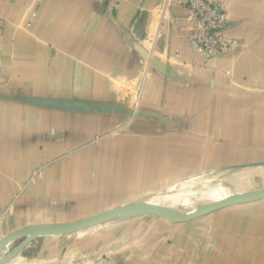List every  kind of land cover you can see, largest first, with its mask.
<instances>
[{"label":"crops","instance_id":"obj_1","mask_svg":"<svg viewBox=\"0 0 264 264\" xmlns=\"http://www.w3.org/2000/svg\"><path fill=\"white\" fill-rule=\"evenodd\" d=\"M221 1L239 43L206 65L181 6L1 0L0 240L142 199V185L175 198L203 172L190 169L264 167V0ZM145 228L103 264H264V199ZM83 232L29 264H87Z\"/></svg>","mask_w":264,"mask_h":264},{"label":"rangeland","instance_id":"obj_2","mask_svg":"<svg viewBox=\"0 0 264 264\" xmlns=\"http://www.w3.org/2000/svg\"><path fill=\"white\" fill-rule=\"evenodd\" d=\"M208 1H217L224 4L221 0ZM194 170L195 172L197 170L203 172L198 176L191 177L189 182L183 183L184 185L175 184L179 191L173 194L175 198L166 199L164 189H161V187L156 191L149 192L145 191L146 189L142 185L139 196L144 199L120 200L118 202L120 204L144 202L169 205L180 211L187 212L196 209L210 200L220 199L235 192L250 191L264 187V167L238 170L211 167L206 169H190V172L192 173ZM204 180H209L210 182L208 184L205 182L206 186L201 187V182ZM182 194L184 195L183 200H181ZM203 195H207V199H202ZM76 217L73 216V218ZM167 218L160 215H127L117 220L88 228L83 230L84 232L79 238L81 242H79L77 248L78 253L90 258L87 264H103L107 259L127 249L124 246L126 245L124 239L129 233L134 231V228L141 225L147 229L149 224L154 225V223H159L160 225L170 221L173 222ZM74 235L76 234L23 235L0 248V258L8 257L9 254L14 253L8 259L10 260L16 256L17 258L12 262L13 264H29L31 261H38L41 258L49 259L51 256L54 257L58 249H61V254H64L67 250V246H65L67 244L51 242L53 239L66 237V242L70 238L73 239ZM8 260L5 262H9Z\"/></svg>","mask_w":264,"mask_h":264},{"label":"water","instance_id":"obj_3","mask_svg":"<svg viewBox=\"0 0 264 264\" xmlns=\"http://www.w3.org/2000/svg\"><path fill=\"white\" fill-rule=\"evenodd\" d=\"M51 102V101H50ZM58 106L64 108L73 107V102L61 101ZM49 103V102H48ZM57 104V103H56ZM100 108V106H99ZM113 110V109H112ZM129 115L139 116L140 113H134L133 109L127 111ZM264 199V187L260 189H254L250 191L235 192L226 197L206 202L192 211L183 212L169 205H159L154 203H126L116 207H112L93 215L83 217L77 220L61 222V223H43L34 224L27 227H23L17 231L10 233L0 240V248L7 245L10 241H13L23 235H46V234H72L79 231L86 230L101 224L117 220L127 215H170L174 219L167 218L174 222H186L199 217L207 212H211L220 208L229 207L241 203L253 202ZM15 252V251H14ZM14 253L9 254L13 256ZM8 257L0 258V264H3L9 259Z\"/></svg>","mask_w":264,"mask_h":264},{"label":"built area","instance_id":"obj_4","mask_svg":"<svg viewBox=\"0 0 264 264\" xmlns=\"http://www.w3.org/2000/svg\"><path fill=\"white\" fill-rule=\"evenodd\" d=\"M171 6H181L188 10L185 19L195 26L189 41L193 49L204 57L206 65L217 56L234 51L238 45L239 38L230 32L228 12L222 3L208 0H162V10Z\"/></svg>","mask_w":264,"mask_h":264},{"label":"bare ground","instance_id":"obj_5","mask_svg":"<svg viewBox=\"0 0 264 264\" xmlns=\"http://www.w3.org/2000/svg\"><path fill=\"white\" fill-rule=\"evenodd\" d=\"M169 192H171V190L165 191L164 194H165V193H169ZM165 217H168V218H170V219H173V217L170 216V215H165ZM28 235H29V234H28ZM48 235H49V234H48Z\"/></svg>","mask_w":264,"mask_h":264}]
</instances>
